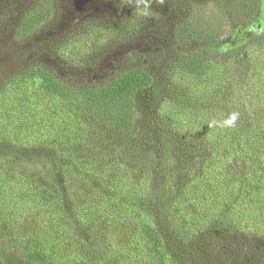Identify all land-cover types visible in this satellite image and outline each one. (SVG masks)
<instances>
[{
  "label": "trees",
  "instance_id": "trees-1",
  "mask_svg": "<svg viewBox=\"0 0 264 264\" xmlns=\"http://www.w3.org/2000/svg\"><path fill=\"white\" fill-rule=\"evenodd\" d=\"M236 1L235 18L203 3L174 28L169 71L191 77L195 84L184 86H191L196 94L173 95L178 109L168 104L162 122L183 138L200 141L203 172L198 177L179 173L174 181L169 172L152 205L124 209L128 218L124 221L134 225L130 240L134 246L128 251H135L134 258L144 264H177L176 247L193 264H264V0ZM57 8L58 0H32L11 26V41H29L53 21ZM86 25V32L57 50L68 65L86 67V54L112 41L114 30L94 21ZM240 29L254 33L233 43ZM154 82L146 65L125 70L107 83L84 87L64 80L51 68L29 65L4 81L0 96H15L21 102L32 96L59 100V120L57 114L41 113L39 100L16 112H28L27 119L42 124L49 146L44 148H49L52 158L65 161L76 141L72 132L81 136L83 114L75 109L86 113L83 116L90 123L130 131L138 121L136 94ZM6 114L5 120L15 124V112ZM16 139L8 134L0 138V147L16 150ZM23 142V153L43 146ZM56 166L43 186L28 182L25 200L40 201L66 221L73 222L74 217L82 221L73 197L72 171L65 164ZM47 184L50 188L42 190ZM231 232L239 236L234 252L235 242L225 239ZM11 234L28 264H111L107 257L64 251L45 226L29 234Z\"/></svg>",
  "mask_w": 264,
  "mask_h": 264
},
{
  "label": "rangeland",
  "instance_id": "rangeland-1",
  "mask_svg": "<svg viewBox=\"0 0 264 264\" xmlns=\"http://www.w3.org/2000/svg\"><path fill=\"white\" fill-rule=\"evenodd\" d=\"M31 2L0 0V18L3 19L0 24V95L4 81L29 65L51 68L64 80L81 87L107 83L125 70L146 65L155 82L153 87L137 92L138 121L130 131L105 129L98 123H90L84 118L86 113L75 109L84 115L79 131L81 136L72 132L76 141L65 161L52 158L49 148H44L49 147L48 142H44L48 136L42 134L44 126L35 119H27L24 114L28 112H16L20 106H30L39 100L41 113L57 114L59 120L58 110L62 108L59 100L32 96L21 102L15 96H0V138L12 134L17 138L14 142L19 144L16 150L0 147V153L4 152L0 155V264H28L13 245L11 233L29 234L40 226H45L48 235L62 243L64 251H77L97 259L107 257L111 264H144L134 258L135 251H128L134 246L130 242L134 225L124 221L128 220L124 209L135 204L152 205L165 186L164 175L169 172L173 181L179 173L198 177L203 172L200 141L183 138L162 122L168 104L178 109L173 95L187 96L193 91L191 86L184 84H195L191 77L173 75L169 71L174 57V47L171 46L174 28L189 18L193 7L203 3L235 18L238 2L58 0L57 13L50 24L29 41L14 43L11 41V26ZM92 21L114 30L112 41L103 49L90 50L86 54V67L68 65L58 56L57 50L65 47L74 36L86 32V23ZM253 33L240 29L232 42H242L244 37ZM14 112L15 124H12L5 120V116L6 113L13 116ZM190 112L196 116L194 111ZM2 124H7L8 128H3ZM22 141L24 144L42 142L43 146L23 153L26 149L20 146ZM63 164L72 171L73 197L82 221L75 217L73 222L66 221L53 214V209L42 206L40 201L25 200L28 182L43 186L48 177L54 175L56 165ZM49 188L48 185L42 190ZM238 237L232 232L225 236L235 242L233 252L239 245ZM174 251H178L177 264H193L186 252L177 247Z\"/></svg>",
  "mask_w": 264,
  "mask_h": 264
}]
</instances>
